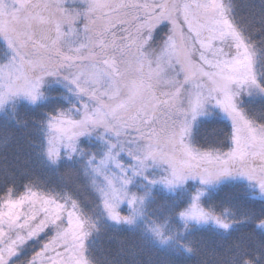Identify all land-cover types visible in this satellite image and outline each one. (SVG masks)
I'll use <instances>...</instances> for the list:
<instances>
[{
	"label": "snow or ice",
	"instance_id": "snow-or-ice-1",
	"mask_svg": "<svg viewBox=\"0 0 264 264\" xmlns=\"http://www.w3.org/2000/svg\"><path fill=\"white\" fill-rule=\"evenodd\" d=\"M221 8L217 0H0V37L10 49L0 62V104L20 94L35 100L44 77L63 74L80 99V119L70 121L76 135L101 125L120 148L132 130L129 146L146 141L153 155L166 142L222 171L264 160V122L237 101L241 90L264 94V74L253 54L224 51ZM214 109L230 121L227 151L192 146L200 117Z\"/></svg>",
	"mask_w": 264,
	"mask_h": 264
},
{
	"label": "trees",
	"instance_id": "trees-1",
	"mask_svg": "<svg viewBox=\"0 0 264 264\" xmlns=\"http://www.w3.org/2000/svg\"><path fill=\"white\" fill-rule=\"evenodd\" d=\"M228 1L231 20L264 74V0ZM164 38L162 31L153 48ZM47 86L38 102L10 101L0 113V206L6 199L33 192L57 201L65 200L64 193L74 192L94 209L98 198L86 187L81 165L73 157L67 165L70 159L62 157L59 166H54L45 155V120L66 105L63 86ZM241 106L249 116L264 121V97H243ZM200 129L201 139L229 142L230 124L219 114L204 119ZM147 169L149 174L158 172L153 166ZM133 189L147 196L140 220L118 223L100 217L97 225L94 221L87 224L91 264H264V197L251 182L232 179L208 189L200 203L214 217L203 225L181 216L196 196L195 184L169 191L161 184L152 189L146 181L140 185L137 178ZM126 207L124 215L131 211Z\"/></svg>",
	"mask_w": 264,
	"mask_h": 264
},
{
	"label": "rangeland",
	"instance_id": "rangeland-1",
	"mask_svg": "<svg viewBox=\"0 0 264 264\" xmlns=\"http://www.w3.org/2000/svg\"><path fill=\"white\" fill-rule=\"evenodd\" d=\"M77 3H80V0H77ZM217 3L222 6L220 12L215 15L221 18L222 22L218 28L226 36L222 44L224 51L228 54H236L239 51L241 57L253 54L248 41L231 20L229 1L217 0ZM9 54L10 49L6 41L0 37V62ZM256 71L261 73L258 59ZM53 84L63 86L62 97L66 105H60L56 115L45 120V155L54 166H59L62 157L70 159L65 161L67 165L71 164L73 157L74 161L81 165L82 179L86 187L98 198L99 206L89 208L74 192L64 193V201H57L53 197L36 192L25 194L15 200L6 199L7 202L0 206V264H91L87 256V224L90 225L94 221L97 225L100 217L118 223L127 222L128 219L136 223L143 217L147 196L133 189L137 178L140 185L146 181L152 189L155 185L161 184L169 191L187 186L190 182L195 184L198 188L196 196L181 216L186 221L201 225L209 223L214 217L200 203V197L211 187H217L232 179L245 180L251 182L264 197V160L259 158H250L243 163L240 161L230 163L224 166L227 171H222L219 165L189 160L175 146L166 142L162 143L160 148L153 147L151 149L153 155L148 154L149 147L146 141H138L129 146L127 141L137 137L132 130H129L127 136L129 140L125 136L120 138L122 146L120 148L110 147L116 144V137L111 132H105L101 125L89 124L88 133L76 135L80 131V126L70 121L80 119L81 114L76 111L80 99L74 86L63 79V74L44 77L35 100L23 94L12 96L0 104V113L10 101L25 99L32 103L38 102L45 96L44 86ZM249 91L251 95L248 94ZM243 97L260 98L264 97V94H257L254 88L241 90L240 96L237 97L241 108ZM61 112L65 113L64 117L53 119L59 117ZM215 114L221 115L230 124L229 119L218 109L212 110L209 116H201L200 121ZM201 132L200 129L192 144L196 149L227 151L231 146L229 142L225 143L222 140L215 143L212 140L201 139ZM148 159L155 163L149 165ZM148 166H153L158 172L149 174ZM124 207L131 209L129 214H123Z\"/></svg>",
	"mask_w": 264,
	"mask_h": 264
}]
</instances>
